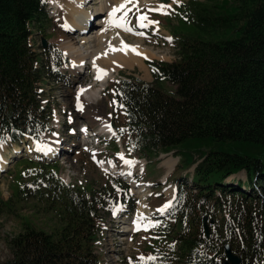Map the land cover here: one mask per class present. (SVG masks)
<instances>
[{
	"label": "trees",
	"instance_id": "1",
	"mask_svg": "<svg viewBox=\"0 0 264 264\" xmlns=\"http://www.w3.org/2000/svg\"><path fill=\"white\" fill-rule=\"evenodd\" d=\"M190 3L181 21L187 30L174 37L178 59L147 60L152 83L126 77L110 86L142 150L174 151L175 171L193 169L192 182L181 176L172 205L156 217L144 257L156 259L137 264H223L226 244L241 264H264V0ZM48 23L45 0H0V144L22 148L53 132L41 83L57 78L66 58L51 45L40 53L30 44L34 31L46 37ZM23 162L11 197L0 194V215L31 205L55 226L22 218L13 258L3 264H104V214L116 193L66 184L56 164ZM241 172L246 181H229ZM119 187L134 212L131 191Z\"/></svg>",
	"mask_w": 264,
	"mask_h": 264
},
{
	"label": "rangeland",
	"instance_id": "2",
	"mask_svg": "<svg viewBox=\"0 0 264 264\" xmlns=\"http://www.w3.org/2000/svg\"><path fill=\"white\" fill-rule=\"evenodd\" d=\"M45 1L49 16L46 37L34 31L31 44L35 51L40 53L51 45L61 51L62 56L66 58L59 76L43 78L41 83L47 102L51 105L53 112L58 114L60 126L53 128L54 131L45 135L40 142L28 140V143H25L27 146L25 152L8 142L0 144V194L5 200L11 197L12 188L26 159H31L38 164H56L60 177L66 184L78 188L92 187L96 191L111 190L113 194L116 193L115 201L108 204L110 207L104 214L105 229L100 243L101 258L104 264H137L141 257H147L152 253L147 249L152 243L154 228L158 224L156 216L164 211L160 208L171 202L175 194L176 186L174 185L178 184L181 176L189 174L188 182H192L193 169L187 172L182 169H178L175 173L169 172L168 162L176 161L174 170L179 163V158L174 152L145 153L138 145L137 139L126 130L124 111L116 103V97L110 86L126 77L139 78L152 83L154 78L149 67L146 66L150 76L143 67L147 65L146 61L174 62L177 60L178 49L174 37L176 32L181 34L187 30L181 22L182 19L188 18L184 16L189 8L187 4L193 1L210 4L211 0H146L145 3L144 0H138V5H128L131 9L128 13L129 27L133 29V32L115 26H111V31H121V35L128 43L142 40L145 45L153 48L154 54L153 57L143 60L142 67L135 65L133 68L120 70L104 85H101L100 79H97L100 73L99 66L87 64L82 69L72 68L71 60L62 50L60 40L63 37H71L78 43L80 36L76 31L72 33L63 28L62 14L59 13L61 18L60 15H54L55 8L51 4L52 0ZM109 2L112 6L115 3H121L120 0ZM101 6L99 0H92L89 1L87 9L99 13ZM161 6H165L163 11L156 10ZM141 15H146L148 21L158 23L140 28L137 17ZM107 16L108 12L104 10L91 19L92 28L87 37H92L95 30L101 28L103 30L102 25L98 23L102 17ZM138 32H143L145 35L135 34ZM233 35L234 33L226 37ZM198 36L207 40L216 39L201 32ZM43 40H47L46 46L43 45ZM91 46L90 43L87 45V47ZM167 89L171 92L174 90L171 85H167ZM79 92L85 101L83 107H80L77 102L76 97L79 96ZM87 92L89 95L86 96ZM91 98L97 102L92 103ZM108 118L117 133L116 136L100 132V125L104 124L101 121ZM38 147L44 150H37ZM127 159L140 161V163L129 167L125 163ZM195 167L196 165L193 168ZM25 175H29L28 171ZM235 179L246 181L245 172L232 177L229 181ZM119 184L128 186L131 191L132 201L136 203L134 212L131 211L130 205L121 201L122 189ZM139 189L144 190L142 194L148 193L144 199L141 197L142 194H139ZM144 204L149 208L148 211L143 212ZM29 206L31 205L19 204L18 207L21 210L16 216L7 213L0 215V264L13 258L10 242L23 232L22 218L32 216L36 224L46 230L55 226V222L50 217L33 213V209Z\"/></svg>",
	"mask_w": 264,
	"mask_h": 264
},
{
	"label": "bare ground",
	"instance_id": "3",
	"mask_svg": "<svg viewBox=\"0 0 264 264\" xmlns=\"http://www.w3.org/2000/svg\"><path fill=\"white\" fill-rule=\"evenodd\" d=\"M89 1L92 0H52L51 4L55 8V11L53 12L54 15H60L59 17L61 18V14H62L61 21L63 23H61V21L60 23L63 25V28L68 29L69 32L72 33L76 31L80 36V41L78 42L79 44L72 40L75 38L71 39V37L68 38L63 37L60 40L61 48L70 58L72 63V68L82 69L87 64H93L95 65V67L99 66L100 70L103 69L107 73L106 75H103V73L98 72L99 75H103V78L100 79V82L101 85L102 84L104 85V83H106L107 80L109 82V80L112 78V75H114L115 73L125 68H133L135 65L141 66L143 60L146 58L153 57L154 53H153V48L145 45V43H143L142 40L140 41L138 40L135 43L134 41L133 43H128V41L121 35L120 33L121 31L119 30L117 31L115 30L113 32L111 31V25L109 24L111 17L109 14L111 13L114 5L115 7L119 6L120 4L124 3V0H120L121 3H115L113 6L110 5L109 2L110 0H103L102 3L101 0H99V4L100 5L102 4V6L98 12L100 13V12H104V10H107L108 16L102 17L100 22L98 23L99 25H102L103 30L102 28L95 30V32H93V34L91 35L92 37L90 38L87 37V35L91 30L90 28H92L91 19L95 17L96 14L97 15L99 14L97 12H91L89 9H87V6L89 5ZM145 1L146 0H144V3ZM89 43L92 44L91 47H87ZM125 44L135 47L136 52L131 50L120 51L119 49L123 48ZM113 49H117V50L113 51ZM137 52L140 54H137ZM146 66L147 65L143 67L145 69V72H147V74L150 76L149 70ZM102 91L103 90L100 88V92ZM78 95L79 96L76 97L77 102L80 107L81 106L83 107L85 101H83L80 92L78 93ZM87 95H89V92L86 93V96ZM91 102L96 103L97 101L91 98ZM96 121H98V119ZM102 122L104 124L100 125L101 133L113 134L115 136L117 135L115 129L112 127L109 118L103 119L101 123ZM127 161L134 162V164L132 165H129L127 163L128 164L127 166L129 167H133L134 165L140 163V161L130 160V159H127ZM4 163H6V161ZM175 164H176L175 160H173L172 162H168V166L167 165L166 166L169 167V172L173 171ZM3 166L4 165H2V167ZM143 192L144 190L142 189L140 190L139 194H142ZM147 194L148 193L142 194L141 197L144 199V196H146ZM142 208L144 209L143 212L148 211L149 209L148 207L145 206V204L143 205ZM134 227H136V225Z\"/></svg>",
	"mask_w": 264,
	"mask_h": 264
},
{
	"label": "snow or ice",
	"instance_id": "4",
	"mask_svg": "<svg viewBox=\"0 0 264 264\" xmlns=\"http://www.w3.org/2000/svg\"><path fill=\"white\" fill-rule=\"evenodd\" d=\"M129 4L138 5V0H124V3L120 4L119 6L113 7L111 13L109 14L110 17L112 18L109 21V24L111 26L120 27V28H123L125 31L133 32V29L131 27H129L128 13H129V11H131V9H129V7H128ZM164 7L165 6H161L160 9H156V10L163 11ZM118 13H120L121 15L118 16L117 15ZM137 19H138V26L140 28H146V27H149L151 24L158 23L156 21H148V17L146 15H141V16L137 17ZM145 21H147V23H145ZM135 34L141 35V36L145 35L143 32H138ZM115 50H117V49H113V51H115ZM119 50L120 51L131 50V51L136 52L135 47L129 46L126 44L124 45L123 48H121ZM137 54H140V53L137 52ZM100 72L103 73V75L107 74L106 71L103 69H101ZM103 75H98L97 79H102ZM37 150H44V149L38 147ZM121 159H123V156H121ZM100 163H103V162H100ZM125 163H128L129 165L134 164L133 161H125ZM155 259H156L155 257H148V258L141 257L142 261H144V260L154 261Z\"/></svg>",
	"mask_w": 264,
	"mask_h": 264
},
{
	"label": "water",
	"instance_id": "5",
	"mask_svg": "<svg viewBox=\"0 0 264 264\" xmlns=\"http://www.w3.org/2000/svg\"><path fill=\"white\" fill-rule=\"evenodd\" d=\"M43 45L44 46L47 45V40H43ZM204 230H205L206 236L208 237L210 235V228L207 223V219L204 220ZM241 263H242V259L233 252L230 244H226L225 245V261L223 262V264H241Z\"/></svg>",
	"mask_w": 264,
	"mask_h": 264
},
{
	"label": "crops",
	"instance_id": "6",
	"mask_svg": "<svg viewBox=\"0 0 264 264\" xmlns=\"http://www.w3.org/2000/svg\"><path fill=\"white\" fill-rule=\"evenodd\" d=\"M190 4H191V3L187 4V5H188V7L190 6ZM184 16H185V17H186V16H188V17H189V15H186V14H184ZM159 17H161V16H159ZM173 152H174V151H173ZM170 153H171V152H170ZM174 153H175V152H174ZM175 154H176V153H175ZM167 206H168V204H167V203H166V204H164V205H163V206L160 208V210H162V211L164 210V211H165V209L167 208ZM164 211H163V212H164Z\"/></svg>",
	"mask_w": 264,
	"mask_h": 264
},
{
	"label": "built area",
	"instance_id": "7",
	"mask_svg": "<svg viewBox=\"0 0 264 264\" xmlns=\"http://www.w3.org/2000/svg\"><path fill=\"white\" fill-rule=\"evenodd\" d=\"M30 44H31V42H30ZM32 45V44H31Z\"/></svg>",
	"mask_w": 264,
	"mask_h": 264
}]
</instances>
